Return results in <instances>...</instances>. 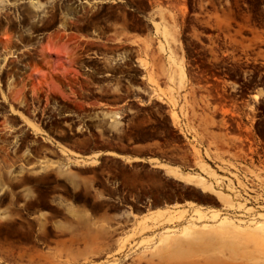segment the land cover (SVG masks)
Masks as SVG:
<instances>
[{"label":"rangeland","instance_id":"obj_1","mask_svg":"<svg viewBox=\"0 0 264 264\" xmlns=\"http://www.w3.org/2000/svg\"><path fill=\"white\" fill-rule=\"evenodd\" d=\"M196 1L0 0V264H264V0Z\"/></svg>","mask_w":264,"mask_h":264},{"label":"flooded vegetation","instance_id":"obj_2","mask_svg":"<svg viewBox=\"0 0 264 264\" xmlns=\"http://www.w3.org/2000/svg\"><path fill=\"white\" fill-rule=\"evenodd\" d=\"M197 7H198V5H197L196 0H187V8L191 9V8H197ZM262 7H264V6H262ZM221 71L222 70H220V69H213L212 70L211 68H209V69L203 70V69L198 68L196 71L193 72L195 74V76H197L199 79L204 81V83H201L198 86L202 87V90L211 92L209 95H203V96H207V97L203 99L204 102H202V104L204 106H206V108H207V105H209V107H208L209 110H216V112L219 114L224 109H229L230 111L233 112L242 103V101L237 100V97L239 96L237 94V92H240V90H234V89L230 88L228 90V92H225L226 95L232 94V96L228 97V98L221 96V93L218 92V90L223 91L226 89V86L223 83L225 80L222 78V76H225V75H218ZM218 98L223 99L224 103L222 102V104H227L229 107L223 108L222 105H220V102L217 101ZM232 112H230L231 115H232ZM199 202H201V200L197 199L195 202H193V204L200 205ZM122 206L124 208L121 209L119 211V213H120L121 218L125 219V218H127V214L130 212L129 208H132L133 205L122 204ZM134 206L135 207H144V205H142L141 203H135ZM201 206H203V205H201ZM143 213L144 212H142V214ZM142 214L138 215V217L141 216ZM134 215H135V213H134ZM118 264H136V263L129 260L126 262H120ZM141 264H144V263H141ZM182 264H206V263L188 260Z\"/></svg>","mask_w":264,"mask_h":264},{"label":"crops","instance_id":"obj_3","mask_svg":"<svg viewBox=\"0 0 264 264\" xmlns=\"http://www.w3.org/2000/svg\"><path fill=\"white\" fill-rule=\"evenodd\" d=\"M72 153H76L80 156V160L86 161L87 163H90L92 160L95 159H100V158H105V159H114L118 160L119 162L125 164L127 167L132 168L137 164H144L146 165L149 169H159L164 171V168L156 166V164H166L169 165L170 167H176L175 165L168 164L167 162H164L163 159L154 157V156H149V155H144L142 153V150L140 148L134 147V146H117L115 147H110V148H105V149H90L84 154H81L80 152L77 153V151L72 150L70 151ZM121 184L120 181H117L115 184ZM125 184V183H122ZM174 204H164V205H156L152 206L141 215L144 217L148 216H155L158 214H163L172 211V207ZM203 206L209 209H213L215 206L213 203H203Z\"/></svg>","mask_w":264,"mask_h":264},{"label":"bare ground","instance_id":"obj_4","mask_svg":"<svg viewBox=\"0 0 264 264\" xmlns=\"http://www.w3.org/2000/svg\"><path fill=\"white\" fill-rule=\"evenodd\" d=\"M189 234H190V231L189 230H186L185 232H183L182 235L188 236ZM217 262L219 264H236V263L233 262V260H231V259H225V258H223V260L217 259ZM206 264H208V263H206ZM237 264H241V263H237Z\"/></svg>","mask_w":264,"mask_h":264},{"label":"built area","instance_id":"obj_5","mask_svg":"<svg viewBox=\"0 0 264 264\" xmlns=\"http://www.w3.org/2000/svg\"><path fill=\"white\" fill-rule=\"evenodd\" d=\"M249 202V201H248Z\"/></svg>","mask_w":264,"mask_h":264}]
</instances>
